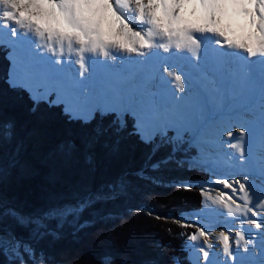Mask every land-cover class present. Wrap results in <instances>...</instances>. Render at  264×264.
Returning a JSON list of instances; mask_svg holds the SVG:
<instances>
[{
    "label": "snow or ice",
    "instance_id": "1",
    "mask_svg": "<svg viewBox=\"0 0 264 264\" xmlns=\"http://www.w3.org/2000/svg\"><path fill=\"white\" fill-rule=\"evenodd\" d=\"M0 28L9 31L21 46L24 71L44 72L52 80L54 86L45 93L29 89L34 105L47 100L57 89L69 88L73 98L91 103L87 109L76 110L71 99L65 101L58 93L57 101L65 103L64 110L71 117L87 121L96 110L101 115L112 113L115 127L122 130L127 127L128 115L133 120L132 134L144 143H152L158 136L162 142L172 144L173 153L180 151L183 143L199 146L205 157L192 163L204 167L210 163L211 153L206 149L213 146L214 128L232 118L235 89L246 90L253 80L249 68L238 81L234 68L241 62L250 65L251 58H258L264 69V0H0ZM117 60L120 68L137 67L126 74L116 73L112 70L117 65L108 61ZM73 66H78L75 74ZM93 66L103 74L101 91L107 98L105 103L92 102L89 89L96 88L94 80L85 85L80 79L89 77ZM202 66L209 70L194 78L191 70L199 71ZM144 68L150 74L142 72ZM172 83L177 86L173 92V99L178 102L174 110L161 102L163 86ZM9 84L13 88L23 86L15 75H10ZM261 87L264 91V83ZM177 92L182 95H176ZM186 96L201 108L210 99L216 101L213 118L200 121L193 129L184 127L188 113L180 102ZM172 128L176 129L175 137L167 135ZM189 131L192 135L184 141L183 134ZM238 131L240 137L247 134L245 127ZM226 135L232 138L234 132L229 130ZM14 136L12 122L0 123V141ZM75 147L66 144L61 150L72 151ZM230 147L238 151L243 161V144L231 143ZM174 158L170 155L152 167L158 168ZM22 165L21 146H17L7 161L0 159V175ZM214 183L232 192V195L221 192L212 200L231 222L229 231L221 230L216 237L225 257L222 264H243L238 260L241 246L247 252L250 242L255 246L257 237L264 238V183L258 186L247 174L237 179H217ZM119 186L122 185L113 188ZM201 191L204 195L205 190ZM104 195H88L75 205L54 206L39 215H24L14 208H8L7 214L42 238L58 231L49 229L47 221L60 223L69 216L75 218ZM199 222L197 217L196 224ZM249 225L261 231L248 228L246 233L245 227ZM231 227L240 230L233 233ZM211 236V231L198 226L187 237L190 246L202 254L204 264H216L209 260L213 248ZM4 238L0 236V241ZM12 242L17 250L23 248L31 254V245L25 247V242L18 239ZM110 259L104 258L106 264H110Z\"/></svg>",
    "mask_w": 264,
    "mask_h": 264
},
{
    "label": "trees",
    "instance_id": "2",
    "mask_svg": "<svg viewBox=\"0 0 264 264\" xmlns=\"http://www.w3.org/2000/svg\"><path fill=\"white\" fill-rule=\"evenodd\" d=\"M9 52L0 42V123L15 126L14 138L0 141V159L21 146L23 165L0 175V264H106L105 257L110 264H195L185 248L192 226L182 227L180 216L202 207L203 186L196 183L209 173L191 167L186 150L173 153L158 136L141 141L128 115L121 130L114 114L97 110L87 121L73 118L52 95L34 105L26 86L9 84ZM66 144L76 147L61 150ZM170 155L175 158L152 167ZM97 193L105 195L75 218L47 221L58 231L42 238L7 214L14 208L39 215ZM6 238L31 245L34 257L23 248V259L11 255Z\"/></svg>",
    "mask_w": 264,
    "mask_h": 264
},
{
    "label": "rangeland",
    "instance_id": "3",
    "mask_svg": "<svg viewBox=\"0 0 264 264\" xmlns=\"http://www.w3.org/2000/svg\"><path fill=\"white\" fill-rule=\"evenodd\" d=\"M242 22L243 21L241 20V23ZM137 30H139V29H137ZM0 42L4 43L10 47L9 56L12 60L10 74L15 75L16 79L22 85L26 86L28 89L36 90L39 93H45L46 89H50L54 86L52 83V80L48 77L47 73L39 72V73H35V74H29V73L24 71L23 61H22L23 53L21 51V46L19 44L15 43V38L11 37L10 32L3 29V28H0ZM41 55H44V54L41 53ZM108 63L117 65V67L112 70L114 72H118L121 74H126L128 72L125 68L119 67V60L108 61ZM131 67L135 68L137 66H131ZM76 68H78V66H73V74H75ZM205 68L208 70V67H205ZM89 72H90V76L89 77H83V78H85L84 79L85 85H88L90 80H94L96 82V88L95 89H89V91L95 95L93 97L92 102H94V103H105V102H107V98L105 96H103L102 102H100L99 98H98L99 93H102L101 89L103 88V85H102L101 81L103 80V74H99V77L96 78L94 66L90 67ZM168 79L171 80L170 77ZM164 87L162 88V90L164 89ZM176 87L177 86L174 83L167 84L165 87L166 91H164L163 94L161 95V102L163 104L167 105L170 110L174 107V103L168 99L167 93L170 90L176 89ZM71 91L72 90L69 88L57 89V91L51 92L50 95H52L53 100L55 102H58L57 101V94L58 93L61 96V99L65 100V101L71 99L72 100V106L76 110H82V109H87V108L91 107V103L85 104L82 102V99L77 100V99L73 98L71 96ZM187 91H188V87L186 84L185 92H187ZM50 95H48V98L50 97ZM242 101L243 100L240 98H234L232 100L231 107L233 109V112L239 108V106L242 104ZM189 103H190L189 106H184V110L188 113V118L184 122V127H187L189 129H193L196 126V124L199 123L200 121H202V120L206 121V120H210L213 118V115L216 111V104L210 105V103L208 102L203 108H201L199 105L194 106L191 101H189ZM236 121L239 122L241 127H245L247 129V131H249L248 129H250V127H251V129L253 128L252 129L253 131L250 129L251 134L247 132V134H246L247 136L245 135L244 137H240L239 131L237 129H234V130H232L234 132L233 137L228 138L226 134H227V130L229 131V126L228 125L227 126L222 125L221 123H219L214 128V130L212 132V136H211V139L213 141V146L211 147L212 150H206V151H210V153H211L210 157H209V159H210V163L208 165L209 167L198 166V165H195L192 163V161H198V160L205 157V151H202L199 146H189L188 143H183V145L181 147L182 150L187 151V155L189 156L188 162H190L191 167H196L198 169H201V170L209 173V178L207 180H205L204 182L203 181H200V182L197 181V183H196V184L202 185L203 189L205 190V194L203 195V200H202V202H203L202 207L200 209L192 210L190 212H184L180 216V221L183 224H188V225L192 226V232H194L196 230V227H198V226L205 227V230L209 229L208 224H210L212 228L219 229L220 231L221 230H223V231L229 230L230 221L228 220V217L222 214V212L218 208V206L212 203V200L214 198L218 197L221 192H225V190H230V189H225L222 185L215 184L214 183L215 180L240 178V177L236 178L235 174L229 170V166L227 165L226 160L229 158H232V157L235 158V155H236V158L239 159V161H241L238 151L235 149H232L230 147V144L236 143V142H241L243 144V147H244L243 163H246L248 165H252L256 161V159L257 160L263 159V158H261V155H258L257 152L263 148V146H262L263 144H261V141L263 140L264 129L261 125H263L264 119H261L260 117H258L257 119H247L246 123L241 119H238ZM256 125H258V126H256ZM170 130L174 131V133L173 134L170 133L169 132ZM254 134H255V136H254ZM167 135L169 137H175L176 129L175 128L169 129ZM191 135H192L191 131L184 133L183 134V140L187 141ZM247 143L249 145H247ZM253 144H254V146H253ZM256 144H258V145L256 146ZM223 147H224V150H222ZM257 148H258V150H257ZM219 150H222V152ZM209 169H211V170H209ZM259 180H261V179H259ZM262 181H264V180H262ZM256 184L258 186L260 185V183L258 181ZM185 185H188V182H186ZM206 197H208V198L206 199ZM185 215H186V217H185ZM197 217H199V221H200L199 224H196ZM209 222H211V223H209ZM248 228H252L253 232H259V230L255 229L254 226H251V227L246 226L245 227L246 233H248ZM4 241L7 243L6 244L7 249L11 253V255H14V256L16 255V256L20 257L21 259H23L21 248L19 250H17V247L14 246L12 239L6 238ZM211 241L213 243V248L211 250L212 254L209 257V260L215 261L216 264H222L223 260L225 259L224 255L222 253V250H221L222 247L220 245H218L219 242L216 240V238H212V236H211ZM185 248L188 251V257L195 264H197L198 260H199V264H204L202 254H200L198 252V250L193 249L190 246L189 241L186 244ZM233 248L235 251V245L233 246ZM30 252L32 254V257H34V254L32 253L31 249H30ZM238 260L242 261L243 264H264V238L257 237V239L255 241V246H253V244L250 242L247 252H244L242 250V246H241V251L238 255ZM41 262L43 264H47L43 259L41 260ZM22 264H26V263H22Z\"/></svg>",
    "mask_w": 264,
    "mask_h": 264
},
{
    "label": "bare ground",
    "instance_id": "4",
    "mask_svg": "<svg viewBox=\"0 0 264 264\" xmlns=\"http://www.w3.org/2000/svg\"><path fill=\"white\" fill-rule=\"evenodd\" d=\"M205 67L206 66H202L199 71L195 70V69L191 70L193 77L194 78H198V77H200V73L201 72L209 70V69L207 70ZM132 68L133 67L129 66V67H126L125 69L127 71H129ZM249 68L251 70L252 77H253V80L251 82L250 87H248L246 90H243V91L239 87H237L235 89V98L242 99L243 100L242 104L239 106V108L237 110H235L233 112V115H232L231 119L221 122L222 125H226V126L228 125L229 126V130H231V131L234 130V129L238 130L241 127L239 122L236 121L238 119L243 120L245 123H246L247 119H257L258 117H260L261 119H264V114H262V100H264V91H262V87H261L262 83H264V69L261 68V66L259 64V61H258V58H251L250 65H244L243 62H241V65L236 66L234 68L235 78L238 81L241 80L244 77L245 72ZM94 69H95V77L98 78L99 74H102V73H101V71L99 70L98 67L94 66ZM141 70L144 73H149V70L146 69V68L141 69ZM116 73H118V72H116ZM119 74H121V73H119ZM80 79L84 82L85 78H80ZM66 80H67V78H66ZM186 84H187V82H186ZM164 86L166 87V85H164ZM165 87H164L163 90H161V95L163 94L164 91H166ZM175 90L176 89L170 90L167 93L168 99L174 103V107L171 110H174L175 107L177 106V103H178L176 100L173 99V92ZM176 95H182V94L177 92ZM94 96L95 95L93 94V97ZM103 96H104L103 93H99L98 98H99L100 102L103 101ZM189 101H191L190 97L186 96L185 100L180 102V103H182L183 107L184 106H189V104H190ZM208 102L210 103V105L217 104L216 101H213L211 99ZM256 126H258V125H256ZM261 126L264 129V123ZM250 129H251V127H250ZM250 129H248L249 130V131H247L248 133H250ZM254 136H255V134H254ZM254 144H253V146H254ZM258 144H256V146ZM261 144H263L262 145L263 148L262 149L260 148L261 150L258 151V152L256 151V152L258 153V155H261V158H263V159H261V160L260 159H258V160L256 159V161L252 165H248L246 163H243V161H239V159L236 158V155H235V158L232 157V158H229V159L226 160L227 161V165L229 166V170L235 174L236 178L247 174V175L250 176V179L254 180L256 183H257V181L260 184L264 183V181H262V180H264V175H262V173H264V135H263V140L261 141ZM247 145H249V144L247 143ZM206 150H212V149L210 148V149H206ZM222 150H224V147L222 148ZM222 150H219V151L222 152ZM257 150H258V148H257ZM207 167H209V166H207ZM233 179H235V178H233ZM259 179H261V180H259ZM225 191L229 195H232L231 190H225ZM234 199H235V197H234ZM209 223H211V222H209ZM208 227H209V229H206V231H211L212 232V238L218 237V235L220 233V230L216 229V228L215 229L212 228L210 224H208ZM248 227H251V226L249 225ZM238 230H240L238 227H231V232H233V233H235ZM224 231L227 232L229 230H224ZM210 240H211V237H210ZM218 245H220V243ZM221 250H222V248H221Z\"/></svg>",
    "mask_w": 264,
    "mask_h": 264
},
{
    "label": "water",
    "instance_id": "5",
    "mask_svg": "<svg viewBox=\"0 0 264 264\" xmlns=\"http://www.w3.org/2000/svg\"><path fill=\"white\" fill-rule=\"evenodd\" d=\"M184 216V215H183ZM185 217H186V215H185Z\"/></svg>",
    "mask_w": 264,
    "mask_h": 264
}]
</instances>
